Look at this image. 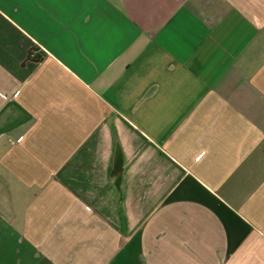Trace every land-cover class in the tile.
I'll return each instance as SVG.
<instances>
[{
  "label": "crops",
  "instance_id": "1",
  "mask_svg": "<svg viewBox=\"0 0 264 264\" xmlns=\"http://www.w3.org/2000/svg\"><path fill=\"white\" fill-rule=\"evenodd\" d=\"M0 264H264V0H0Z\"/></svg>",
  "mask_w": 264,
  "mask_h": 264
},
{
  "label": "trees",
  "instance_id": "2",
  "mask_svg": "<svg viewBox=\"0 0 264 264\" xmlns=\"http://www.w3.org/2000/svg\"><path fill=\"white\" fill-rule=\"evenodd\" d=\"M30 56V55H29ZM36 60V59H35Z\"/></svg>",
  "mask_w": 264,
  "mask_h": 264
}]
</instances>
